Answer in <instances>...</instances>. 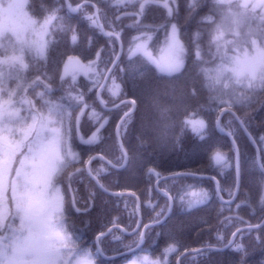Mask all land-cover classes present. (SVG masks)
Here are the masks:
<instances>
[{
	"label": "snow or ice",
	"instance_id": "1",
	"mask_svg": "<svg viewBox=\"0 0 264 264\" xmlns=\"http://www.w3.org/2000/svg\"><path fill=\"white\" fill-rule=\"evenodd\" d=\"M150 6L164 11L149 24L140 17ZM114 7L118 11L112 13L113 25L125 26L119 14L124 12L133 21L127 27L141 33L132 38L126 54L124 36L115 27L107 32L101 28L108 37L103 47L92 31L81 27V19L98 27L90 13L101 8L107 12V5L94 0H0V42H8L0 43V264H168L166 257L177 251V245L200 258V264H264V151L252 157L246 146L264 145V131L258 140L251 134L253 127L264 129V0H212L211 4L207 0H115ZM53 20L59 21V38L56 33L51 41L22 38L28 30L41 38L48 36ZM161 30L163 42L154 41L153 35ZM205 33L207 55L220 60L215 68L202 67ZM25 47L34 53V65L25 62ZM100 61L102 72L95 67ZM26 71L32 72L30 78L21 76ZM78 72L91 83L77 82ZM227 72L232 79L225 82ZM69 74L71 82L65 79ZM9 81H15V87H9ZM204 88L212 91L206 100ZM98 89H105L113 99L101 98ZM162 95L171 97L170 106L161 105ZM65 99L70 101L67 106ZM89 101L93 108L89 120L94 124L84 139L80 116ZM97 101L107 109L103 118L95 110ZM193 107V115L207 112L209 116L193 119L189 115ZM173 110L176 120L169 117ZM180 115L185 117L182 122ZM178 123L181 136L188 129L193 134V153L206 156L207 167L215 172L207 179L214 183L220 201L218 216L225 206L231 212L235 205L236 216L223 221L235 228L233 238L217 229L215 241L210 239L199 249L177 240L166 228L177 209L176 197L165 191L163 203L153 204L149 187L146 204L142 202L132 213L140 218L124 230L131 237L125 243L122 234L115 235L108 227L120 223L119 219L108 214L110 205L123 195L111 189L128 185L106 184L101 174H129L127 180L138 169L146 170L151 185L152 176H160L152 161L153 144H166L171 138L181 146V136L172 133ZM225 126L232 137L228 153L221 151L216 136L224 133ZM238 133L245 143L237 139ZM132 136L135 150L125 143ZM76 138L82 145L99 147L89 148L84 159L86 153L76 150ZM93 151L100 153V161L108 157L103 167H91L96 158ZM257 170L260 179L254 185L246 177ZM211 196L203 189L181 196L179 211L191 213L208 204ZM145 207L151 209L147 223ZM241 210H246L247 219ZM109 237L121 247L106 246L112 243ZM162 237L167 245L164 259L141 257L157 251Z\"/></svg>",
	"mask_w": 264,
	"mask_h": 264
},
{
	"label": "trees",
	"instance_id": "2",
	"mask_svg": "<svg viewBox=\"0 0 264 264\" xmlns=\"http://www.w3.org/2000/svg\"><path fill=\"white\" fill-rule=\"evenodd\" d=\"M54 2V0H53ZM94 2L101 4V5H107L108 11L106 12L104 8H101L99 12H97L98 19L100 21L101 26L103 27L104 31L107 32L111 30L113 27L116 28L117 31L121 32V35L124 36L123 43V52L126 54L128 51V45L132 41V38L134 36L141 35L140 32H138L134 27H127V25L132 24V19L129 17H126L124 15V12H120L121 18L125 21V26L123 28H120L119 22L117 24H112V13L117 12L118 10L114 7L115 0H94ZM139 2V0H137ZM209 4H211L212 0H207ZM130 10V9H128ZM139 10L138 7L136 9ZM164 10L162 8H157L155 6H150L145 10V16L140 17V19H144L145 23H151L153 16H159L160 13H162ZM95 16L94 9L92 10V13ZM31 15V13H29ZM33 19H37V17H33ZM96 21V16H95ZM39 23L43 24V17L39 18ZM59 21L53 20L49 26L48 31L49 35L46 37H38L37 34L31 30L24 31L22 33V38L24 40H27L29 42L35 41L38 39H47L49 41L52 40V33L57 34V38H59V29H58ZM81 27L83 29H89L94 33V35L97 37L98 44L103 47L105 43L108 40V37L104 36L102 32L100 31L99 25L96 21V25L94 26L91 21L87 19H81L80 21ZM165 38V33L161 30L156 32L153 35L154 41L163 42ZM114 39V37H113ZM186 39V38H185ZM208 34L205 33L204 37V48H205V59L206 63L202 65V67L206 68H215L217 64L220 63L219 58L213 59L212 56L207 55V43H208ZM0 43L7 44V41H2ZM13 44H15V40L13 38L12 41ZM17 48H19V45H16ZM120 48V42L117 44V51H119ZM50 52L51 54H55L51 50L50 45ZM59 50H63V45L61 44L59 46ZM213 51H215L213 49ZM3 54V49H0V55ZM229 55H234L233 52H229ZM125 61H127V56L125 55ZM24 59L26 63L34 65L36 63V59L34 57V53L29 50L27 47L24 48ZM66 59V57H65ZM93 59H95V56H93ZM84 64H88L87 60H81ZM189 63H191V60L189 58ZM96 69L99 72L103 71V61H100L96 66ZM63 64L61 63L59 66V71L62 73ZM197 72H199V69H197ZM32 75L31 71L22 72L21 76L25 78H30ZM89 76H94V73H89ZM226 80L225 82H228L232 79V74L230 72L225 73ZM69 82H71V74L65 77ZM77 82L88 84L91 83V81L84 76V74H77L76 76ZM200 79L203 81V75L200 74ZM103 81H101L102 83ZM206 83V82H205ZM9 87H15V81H9L8 82ZM218 87H223L222 85ZM238 87V86H237ZM100 92L102 93V97L105 100H111L113 99L110 94L105 89H100ZM57 95H60V93H57ZM212 95V91L208 88H204V98L205 100ZM70 103L68 99H65L64 104L67 106ZM73 108L75 107L74 102H71ZM160 103L162 106H170L172 101L170 96L162 95L160 98ZM72 109L69 108V111ZM93 110L91 101H89V107L85 109V114L80 116V123H81V133L80 135L84 137V139H87L88 136L91 135L90 129L93 128L94 121L89 120V115ZM95 110L98 112V114L103 118L106 115L107 109L104 108V106L100 105L97 101ZM196 112V108L193 107L192 112L189 113V115L192 116L193 119H201V118H207L209 116V113L207 112H201L198 114L193 115V113ZM25 116H28L29 113L27 111H24L22 113ZM169 117L171 120L177 119V113L175 110L169 113ZM113 120H115V117H112ZM179 121L182 122L185 117L183 115H180L178 117ZM257 122L259 121V114L256 115ZM213 124L215 121H212ZM225 125H227V119L225 118ZM137 127H138V121H137ZM229 128L225 126V131L223 134L217 132L216 136L219 137L220 140V148L221 151L224 153H228L229 146L231 140L228 137ZM234 131V129H232ZM114 131V126H113ZM264 131V129H260L257 127H253L251 130V134H253L256 139L258 140L260 133ZM104 136H107V131L102 130ZM172 133L176 136H181V128L180 124L178 123L177 126L172 130ZM237 139L241 140V143H245L242 134H237ZM125 143L128 144V146L135 150L136 141L134 136L130 137ZM74 144L76 146L77 151H84L86 154L84 156V159L88 158V149H96L99 147L98 144L96 145H82L80 143L79 138H76L74 141ZM193 134L191 133L190 129L186 130L184 135L181 136V146H177L175 141L173 139H169V141L166 144H153L154 149V155L152 156L153 164L156 167V171L160 173L159 177H156L155 175L152 176L151 185H149L148 176L145 174V171L137 170V175L134 177H129L127 180L125 179L126 176L129 174H122L119 177L114 175H107L105 173H102L103 181L106 184H115L120 183L121 185L127 184L128 186L126 188H120V187H114L113 191L115 192H122L123 195L118 201H114L110 205V212L108 214V218L111 217H117L120 221V223L116 224L115 226L123 227L124 229L126 226L133 220L138 219L139 214L133 216L132 213L135 212L136 209V200L131 197L128 194H133L137 197L139 201V205L143 202L146 204L145 198L149 195L148 189L151 187L153 190L152 192V203H163V193L165 191H168L169 195L176 197V205L177 209L172 214V218L169 221L168 225L166 226L167 230L171 233L172 236H174L177 240L181 241L182 243L190 245L192 249H199L202 245V243L207 242L208 240L215 241V233L217 229H220L221 231L225 232L228 239H232L231 233L235 231V228L232 227V225H227L223 223L225 221L226 217H235L236 216V209L235 205L232 207V211L230 212L227 208V206L224 207L223 215L218 216V211L220 207V201L216 198L215 195V187L214 183L210 182L207 177L210 175H214L215 172L208 168V159L204 155H196L193 153ZM247 151L250 156L252 157H258L261 151H264V145H257L254 143H248L247 145ZM258 153V155H257ZM94 157H96L91 167L98 169L103 167L106 162L99 160L100 153L97 151H93L91 153ZM108 155H112L111 152L108 153ZM107 156L105 157V160H107ZM185 173H192V175H184ZM176 175L172 178H166L160 182H157L158 179L169 176V175ZM246 179H251L253 184H258V181L260 179V173L259 171H253L250 174V177H246ZM156 183V185H155ZM160 185L159 191H155L157 189V185ZM200 189H203L205 191H210L212 196L211 200L206 205H200L198 206L197 210L191 212V213H184L179 211V205L181 203L180 197L185 196L187 198V193L189 192H196ZM79 192L83 196L85 195L84 192V186L83 184L79 185ZM223 199L227 200L228 195L227 191L223 193ZM149 213H151V209L145 207L143 212V219L144 222H148ZM241 216L244 219H247V213L246 210H241ZM204 221H207V223H204ZM238 223V221H236ZM17 224H19V221H17ZM113 225L109 224L108 227H112ZM113 226V227H115ZM133 229L135 228V224L132 225ZM241 227H244V225H241ZM113 232L115 235H123L124 236V242L128 243L131 239L130 235H125L123 232H121L119 229H113ZM199 233V235H197ZM109 240L112 241L111 245H107L108 247H121L119 244L116 243L115 240H112L111 237H109ZM247 243V240L244 241ZM159 243V249L155 252L148 251L145 253H141V257L148 256L150 260H156V259H164L163 257V249L166 247V243L164 238L162 237L160 239ZM124 254L128 255L130 259H134L132 257L131 252H128L127 250H123ZM185 252H189V254L182 256L178 260V264H200V258L195 257L193 254H190L189 249H185L181 247L180 245H177V251L169 253L166 257L168 264H177V259ZM120 258L119 256L117 257Z\"/></svg>",
	"mask_w": 264,
	"mask_h": 264
},
{
	"label": "water",
	"instance_id": "3",
	"mask_svg": "<svg viewBox=\"0 0 264 264\" xmlns=\"http://www.w3.org/2000/svg\"><path fill=\"white\" fill-rule=\"evenodd\" d=\"M94 11H95V16H96V21H97V23H98V25H99V28H100V31H101V28L103 29V27L101 26V24H100V21H99V19H98V16H97V12H96V10L94 9ZM103 31H104V29H103ZM105 32V31H104ZM102 34H103V32H102ZM119 51H120V48H119ZM104 82V81H103ZM102 82V83H103ZM98 91H100V89H98ZM228 137H229V139L230 140H232V137L231 136H229L228 135ZM257 155H258V153H257ZM99 157V156H98ZM106 163H107V160H104ZM174 176H176V175H169V176H164V177H162V178H160V179H158V181H156V183L157 182H160V181H162V180H164V179H166V178H172V177H174ZM128 195H130L131 197H133L135 200H136V209H135V212L137 211V208H138V206H139V201H138V199H137V197L136 196H134L133 194H128ZM140 217L138 216V219H139ZM109 228H112V229H119L121 232H123L125 235H129V233L127 232V231H124L125 229L123 228V227H120V226H115V227H109ZM231 239V238H230ZM187 254H189V252H185V253H183L178 259H177V264H178V260L182 257V256H184V255H187ZM119 256V255H118Z\"/></svg>",
	"mask_w": 264,
	"mask_h": 264
},
{
	"label": "rangeland",
	"instance_id": "4",
	"mask_svg": "<svg viewBox=\"0 0 264 264\" xmlns=\"http://www.w3.org/2000/svg\"><path fill=\"white\" fill-rule=\"evenodd\" d=\"M138 36H140V35H138ZM81 64H84V63L81 61ZM84 65H86V64H84ZM63 71H64V65H63L62 73H63ZM78 73H79V74H80V73L83 74L82 72H78ZM190 193H192V191L186 194L187 197H188V195H190Z\"/></svg>",
	"mask_w": 264,
	"mask_h": 264
}]
</instances>
